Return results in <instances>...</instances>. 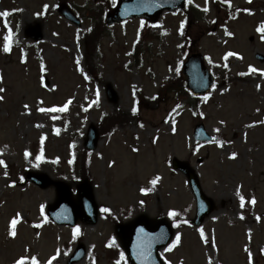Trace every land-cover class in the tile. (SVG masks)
<instances>
[{
  "label": "rangeland",
  "instance_id": "1",
  "mask_svg": "<svg viewBox=\"0 0 264 264\" xmlns=\"http://www.w3.org/2000/svg\"><path fill=\"white\" fill-rule=\"evenodd\" d=\"M62 1L80 19L79 29L57 14ZM222 5L228 10H221ZM105 7L104 11L111 8V0H0V13L9 12L6 19L13 30L12 50L5 53L8 29L0 17V87L6 89L0 93L4 96L0 101V159L7 164V169L0 166V264H14L21 256L29 258L28 264L32 256L39 264H47L57 250L60 256L52 264H67L78 244L86 249L79 264H115L120 258L121 240L113 223L100 215L94 225L79 224L81 237L73 239L72 229L44 219L55 202V190H41L24 181L29 172L63 181L75 201L76 187L82 181L71 171L69 147L74 144L80 151L88 126L97 124L101 115H121L125 122L89 154L88 183L99 208L108 207L122 224L140 217L153 223L167 221L175 231L168 245L177 233L181 242L172 251H164L168 245L159 251L164 263L208 264L211 257L212 264H248V247L253 264H264V124L259 123L264 120V76L258 72L239 75L248 72L250 65L264 69V61L255 59L256 54L264 56V40L257 31L264 22V0H231V7L222 0L207 4L194 0L187 8L199 13L188 22L184 12H176L163 13L156 24L161 27L149 28L144 22L141 30L142 20L104 25L90 53L84 36L99 21L92 15ZM203 7L209 11L205 13ZM182 21H186L184 35L179 32ZM37 26L42 39L34 42L28 31ZM192 52L201 53L215 75L216 87L207 94V101L200 99V112L189 107V99L177 87L181 79L175 69ZM228 52L243 59L225 60ZM167 82L172 83L164 87ZM107 85L116 94L115 102L107 97ZM97 90L98 105L93 103ZM65 104L64 112L38 110ZM199 122L224 142L223 147L215 142L194 146L192 127ZM25 151L31 153L27 158ZM41 153L43 159L37 160ZM232 153L236 159L229 158ZM172 159L189 163L202 192L214 203L213 213L200 227L181 224L194 219L195 201L186 179L171 168ZM157 176L161 179L153 188L151 181ZM13 181L15 187H10ZM142 188L149 189L147 195L140 192ZM238 189L245 199L243 208ZM253 196L255 205L250 202ZM171 210L178 213L175 218L168 216ZM17 213V235L12 238L10 222ZM113 238L115 243L107 250L105 245ZM125 262L129 264L126 256L121 264Z\"/></svg>",
  "mask_w": 264,
  "mask_h": 264
},
{
  "label": "water",
  "instance_id": "2",
  "mask_svg": "<svg viewBox=\"0 0 264 264\" xmlns=\"http://www.w3.org/2000/svg\"><path fill=\"white\" fill-rule=\"evenodd\" d=\"M184 6L185 0H118L115 9L107 14L105 22L108 26H111L124 22L127 19L141 17L149 23L155 24L163 11L175 12L182 10ZM57 11L68 22L73 23L76 27L80 26L78 19L65 4H60ZM30 36L34 41L40 40L42 37L40 28L37 26L31 29ZM182 73L186 77L185 84L187 90L194 96L206 94L213 85V77L205 68L200 54H192L186 59V62L182 65ZM106 92L109 100L114 102L116 95L110 86L106 87ZM192 137L197 143H208L212 140L203 124L193 127ZM98 141V132L93 125H90L84 147L87 151L92 152L96 149ZM200 162L201 160H198V163ZM172 168L180 172L188 182L197 207L196 216L191 225L199 226L212 213L213 202L202 193L198 177L187 163L174 159L172 161ZM25 179L40 189L54 187L57 193L56 201L48 208L47 214L57 225L75 227L77 221H80L84 225H94L96 223L98 207L95 203L92 190L86 182L77 188L78 200L74 204L71 200L70 189L63 182H54L49 177L36 173L26 174ZM141 228L144 229L145 233L151 235H158L160 230L164 229L167 235L165 241L152 244L150 259H145V257L139 255L141 246L147 244V240L139 233ZM116 230L122 239L123 248L131 264H163L157 252L169 242L173 233L165 221L152 223L147 218L140 217L129 225L117 226ZM84 255L85 248L81 245L78 246L70 257L68 264L80 262Z\"/></svg>",
  "mask_w": 264,
  "mask_h": 264
},
{
  "label": "snow or ice",
  "instance_id": "3",
  "mask_svg": "<svg viewBox=\"0 0 264 264\" xmlns=\"http://www.w3.org/2000/svg\"><path fill=\"white\" fill-rule=\"evenodd\" d=\"M186 2H187L188 5H192L193 2H194V0H186ZM222 2L228 3L229 7H231V0H222ZM248 2L251 3V0H248ZM205 3L207 4L208 3V0H205ZM111 4H112L113 7H115L117 5V0H111ZM197 7H200V6L197 5ZM44 9H45V11H47L48 10V5H45L44 6ZM202 10L205 13H207L209 11V8L208 7H203ZM244 11L248 12L249 14H251V10H249V9H245ZM37 15H39V14H37ZM8 16H9V12H7V11L0 13V17L5 18L4 19V24H5V27L8 29V35H6L4 37L3 51L5 53H10L11 52V50H12V43L11 42H12V38H13V30L8 25V22H7V19H6ZM185 24H186V21H182L181 24H180L179 32H180L181 35H184ZM144 26H145L144 21H141V24H140L141 30L144 28ZM153 27H161V26L160 25H153ZM88 31L91 32L92 29L89 28ZM257 31L259 33H261V39L264 40V22H262L259 25V27L257 28ZM227 34L228 35H232V33H230V32L227 33ZM138 36H139V31H138ZM181 47H182V45H181ZM231 56H237L239 59H243L242 56H239V54L238 53H235V52H228L226 54V56L224 57V59L227 60L228 57H231ZM76 62H77V64H79V60H77ZM209 62H211V61H209ZM224 66L227 67V64H225ZM41 68H42V71H43L44 70V66L42 65ZM179 71H180L179 68H176L175 69V72L177 74H179ZM257 72L261 76H264V69H257L256 67L251 66V65L249 66L248 72L239 73V75L245 76V75H249L250 73H257ZM2 80H3V77L0 76V82H2ZM215 87H216L215 85H212V88L213 89H215ZM259 88H260V85H257V89L258 90H259ZM5 91H6L5 88L0 87V93H3ZM225 91H227V89H225ZM133 94L135 95V92ZM209 96H210V94L204 96L203 99L205 101H207L209 99ZM152 99L155 100V99H157V97L153 96ZM3 100H4V96L0 95V101H3ZM41 103H43V102L41 101ZM68 103H71V101H69ZM93 103L96 104V105H98L100 103V92H99V90L96 91V99L93 101ZM67 107H68V105L65 104L63 107L39 108L38 110L40 112H64V111L67 110ZM24 108L25 109H28L29 106L27 104H25L24 105ZM85 110H87V109H85ZM137 111H138L137 107L134 106L132 108V113L135 115L137 113ZM257 111H259V109H257ZM200 115L203 116V113H200ZM221 123H223V121H221ZM259 123L264 124V120L259 121ZM140 126L143 127V124H141ZM253 126H255V125L254 124L248 125V127H253ZM37 127H42V125H37ZM172 131L173 132L176 131L175 121H173ZM215 131L219 132L220 129L217 128ZM156 139H158V137ZM43 140H44V138L42 137V139H41V143L42 144H43ZM153 142L155 143V139H154ZM212 142H215L219 147H223V145H224V142L223 141L216 140L215 137L212 138ZM133 150L134 151H138V149H133ZM30 155H31V153L25 151V157L26 158L28 156H30ZM229 158L230 159H236L237 158V154L236 153H232ZM36 159L37 160H42L43 159L42 153H41L40 156H37ZM0 166H3L5 169H7V164H6V162L3 159H0ZM4 175H5V177L8 176L7 170H5ZM160 179H161V177L160 176H157L155 179H153L151 181V184H152L153 188L157 185V183H158V181ZM9 186L10 187H15V181H13ZM140 192L143 195H147L148 192H149V189L142 188V189H140ZM237 195L240 197V207L243 208L244 207V203H245V199H244V197L242 195H240L239 189L237 190ZM250 202H251L252 205H255L256 204V199H255L254 196L251 198V201ZM140 205L141 206L144 205V201L143 200L140 201ZM40 211H41V214L44 213V205H41ZM110 211L111 210L108 207L101 208V212H103V213H110ZM177 215H178V213L175 210H171L168 213V216L169 217H172V218H175ZM19 218H20V213H17L16 214V217H14L11 220V222H10L9 236L12 237V238H15L16 235H17L16 226H17V224L19 222ZM240 218L241 219H244L243 214H241ZM45 219H47V218L45 217ZM256 219H257V221H259L260 220V217L257 216ZM185 223H187V221H185ZM175 226H178V225H175ZM36 227H41V225L37 224ZM199 232H200V236H201L203 242L207 245L209 243V240L205 236L204 230L201 228V229H199ZM139 233L147 240V244L145 246H141L140 252H139V255L145 257V259H150V257H151V249H152V244L153 243L163 242V241H165L167 239V235H166L164 229H161L160 230V233L158 235H151V234L145 233L143 228H141L139 230ZM80 235H81V229L79 227L74 228L73 229V239H75L76 237H78ZM248 235H249V241H250L251 240V230H249V234ZM180 242H181V236H180L179 233H177L175 235V239L171 242L170 245H168L164 249V251H166V252L167 251H172V249H174L175 247H177L180 244ZM114 243H115V238H113L112 241H110V243L107 245V247H112V245ZM212 246L215 247V238L214 237L212 238ZM245 251L247 252V255H248V264H253V253H252V251L248 247H245ZM261 252L264 253V249H261ZM59 256H60V251L57 250L56 254L54 256H52L47 261V264H52V261L53 260H56L57 257H59ZM28 261H29V258L28 257L21 256L20 258H18L14 262V264H28ZM122 261H125V256H124V253L123 252L120 253V258L115 261V264H121ZM30 264H39V261H38V259H37L36 256L30 257ZM94 264H95V262H94ZM125 264H126V262H125ZM165 264H171V261H167L166 260L165 261ZM208 264H212L211 257L208 258Z\"/></svg>",
  "mask_w": 264,
  "mask_h": 264
},
{
  "label": "trees",
  "instance_id": "4",
  "mask_svg": "<svg viewBox=\"0 0 264 264\" xmlns=\"http://www.w3.org/2000/svg\"><path fill=\"white\" fill-rule=\"evenodd\" d=\"M103 5L105 4L103 3ZM105 9L102 8L101 10H105ZM93 15L92 17L97 18L99 20V23L95 24L92 31L88 32L84 37L86 46L90 53H94L95 45L98 40V37L103 33L105 28L102 22L103 12L100 11L99 9V11L97 13H94ZM189 17H191V15ZM177 79H181L180 82L177 84L181 96L189 99L188 105L191 108H193L194 106L199 108V103L192 100L189 93L185 90L184 80L180 75V73L178 74ZM169 83L172 82H167L166 84H164V87L168 86ZM124 122L125 120L121 115H101L98 123L96 124V127L99 131L100 137L103 138L105 136L110 135L118 125H122L124 124ZM69 148H70L69 157L71 158L70 168L71 171L74 173L73 175L74 178H78L79 180H85V179L89 180V166H90L89 153L86 152L84 149L78 151L77 146L74 144H71ZM102 215L105 218H107V220H109L111 223L113 224L118 223L117 219L114 218L110 213H102ZM181 224H187V223H185V221H182Z\"/></svg>",
  "mask_w": 264,
  "mask_h": 264
}]
</instances>
